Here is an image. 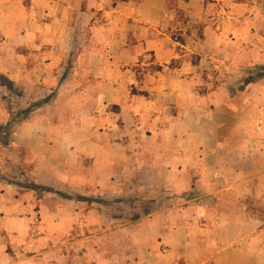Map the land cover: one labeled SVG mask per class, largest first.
I'll use <instances>...</instances> for the list:
<instances>
[{
	"label": "crops",
	"instance_id": "1",
	"mask_svg": "<svg viewBox=\"0 0 264 264\" xmlns=\"http://www.w3.org/2000/svg\"><path fill=\"white\" fill-rule=\"evenodd\" d=\"M29 1L0 0V74L21 89L25 107L58 96L8 136L31 148L36 182L51 183L53 196L71 194L64 205L57 199L52 221L98 225L97 210L77 207L98 197L111 174L134 173L139 143L158 208L145 218L152 253L264 264V146L248 149L264 141V77L245 86L264 65V0ZM9 45L19 53L9 55ZM76 50L75 85L59 84ZM142 60L151 66L145 95L124 93L117 84ZM109 103L120 108L107 118ZM8 121L1 95L0 127ZM61 206L72 210L64 222ZM121 229L89 231L83 252Z\"/></svg>",
	"mask_w": 264,
	"mask_h": 264
},
{
	"label": "rangeland",
	"instance_id": "2",
	"mask_svg": "<svg viewBox=\"0 0 264 264\" xmlns=\"http://www.w3.org/2000/svg\"><path fill=\"white\" fill-rule=\"evenodd\" d=\"M22 1L26 7L29 6V0ZM174 37L177 36L174 35ZM8 51L9 55L13 53L12 45H9ZM78 55V50L71 55V60L65 66L64 77L59 84L65 81L67 84L73 83L72 72L75 70ZM149 68L151 66H145L143 60L138 62L131 67L135 75L125 76L117 85L123 88L124 93L144 96V75ZM14 84L11 78L0 74V97L2 95L3 102L5 99L8 100L9 106V121L0 127L5 138L0 144V181L2 182L0 187V264H194L192 255L188 257L182 254H170L166 249L153 250L156 252L152 253L150 247L152 240L148 238L149 225L145 218L150 211L158 208L150 201L151 176L146 164L147 158L141 148L142 144L139 143L136 163L131 167L134 173L129 174L128 170H124L121 179H117L116 172L114 176L111 174L110 180L106 181L98 197L89 198L88 205L84 207H77L83 211L97 210L100 219L98 225L87 229L79 222L72 223L70 228L68 224H57L58 222L52 221L54 215H58L55 210L57 199L64 205L71 194L58 191L59 196H53L49 191L33 190L32 187L35 185H42L53 190L55 187L49 182H36L35 178L39 176L35 174L31 148L29 152L23 151L22 146L12 143L8 140V136L13 134L16 136L22 121L19 112L32 106H35L33 111L38 107L52 105L57 101L58 96L52 93L25 107L22 102V91ZM87 85L97 86L98 81L91 80ZM57 104L61 107L62 101ZM119 108V105L109 103L103 115L108 118L106 114H109L112 117L119 113ZM123 119L122 117L121 122H124ZM16 120L19 122L16 123ZM140 141L141 138L138 137V142ZM30 145L32 146L31 142ZM126 166L129 167V164L127 163ZM77 198L79 199V196ZM41 199H45L42 202L44 211H41ZM93 200L97 202L92 204ZM61 207L60 216L61 221L64 222V218L72 210L68 212L66 206ZM114 226H122L118 237L117 235L114 239L110 236L104 237L99 244L92 242L91 253L83 252L85 248L82 247V238L86 234H91L89 231L99 228L105 233L108 228ZM56 228L57 231H54Z\"/></svg>",
	"mask_w": 264,
	"mask_h": 264
},
{
	"label": "trees",
	"instance_id": "3",
	"mask_svg": "<svg viewBox=\"0 0 264 264\" xmlns=\"http://www.w3.org/2000/svg\"><path fill=\"white\" fill-rule=\"evenodd\" d=\"M259 70H260V72H259V74H258L256 77H252V76H250V77H248V78L245 80V86L250 85V84H251L252 82H254V81L256 80V78H258V77H259V78L264 77V65H263V66H260V67H259ZM33 107H35V106L29 107V108H27L26 110H23V111L19 112L18 114H19L20 116H22V119H26V118L29 117L30 113L32 112ZM18 122H19V120H16V123H18ZM0 137H1L2 140H5V138H4V133L1 132V131H0ZM32 189H33V190H44V191L54 192V190H53L52 188H47V187H44V186H42V185H35L34 187H32ZM56 193H57L58 195L60 194L59 192H56ZM70 198H72V197H70Z\"/></svg>",
	"mask_w": 264,
	"mask_h": 264
},
{
	"label": "built area",
	"instance_id": "4",
	"mask_svg": "<svg viewBox=\"0 0 264 264\" xmlns=\"http://www.w3.org/2000/svg\"><path fill=\"white\" fill-rule=\"evenodd\" d=\"M260 124H263V120L260 121ZM264 146V141L259 139V138H255L254 140H251V142L249 143V151H257V150H261Z\"/></svg>",
	"mask_w": 264,
	"mask_h": 264
}]
</instances>
